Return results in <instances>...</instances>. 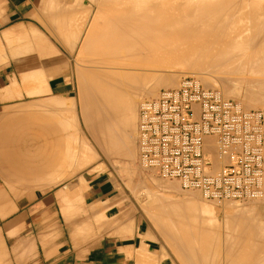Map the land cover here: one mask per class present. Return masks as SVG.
<instances>
[{
  "label": "bare ground",
  "instance_id": "1",
  "mask_svg": "<svg viewBox=\"0 0 264 264\" xmlns=\"http://www.w3.org/2000/svg\"><path fill=\"white\" fill-rule=\"evenodd\" d=\"M49 1L52 4L51 0H49ZM110 1L111 0H108V2H107V0H103L102 2L100 1L99 4H97V5L106 6V8L105 7H103V8L99 7L97 9H100V10L102 9L101 11H104V13L106 12V10H110V13H111L112 10L110 8H113L114 4L115 3L117 4L118 2H116L117 1L116 0L114 3V0H113V2H111L113 4V6H112ZM240 1L245 2L246 0H239L238 3ZM122 2H124V1L122 0ZM130 2H132V1H130ZM236 2H237V0H141L138 4L135 3L136 6L138 5L137 6L138 8H139V6H141V8H143L142 14L140 12V14H141L140 17L138 16L139 12L136 13L137 10H135V5H133L134 6V8H133V6H131L132 3H129V2L126 3L125 2L126 5L125 4H123V5L128 6L131 9V11L135 14L133 15V13H131L130 9L128 8L129 10H127V7H126L125 9L128 11V12L127 11L126 12L128 14L131 13L132 16L127 15L125 13V11H123L122 16L124 14L128 16V18L126 19L125 22L116 23L115 22L116 18H114V20H113V18H112V20L109 19L110 21L107 22V27L109 29L108 30L105 29L108 32V34L106 32L102 33V35L100 36V38L98 40L100 32H103L102 31L103 29H101L100 32L92 33V34H95V33L97 34L96 35L97 37H94L97 39V41L94 42L90 38H89L90 39L89 41H91V43L93 41V44L94 43L98 44L100 42L99 46L104 41L103 44L101 45L103 47L104 45L106 46V43L107 44H109V43L111 44L113 42L118 43L117 38H119L120 44L119 43H118V45L116 44L118 46V48H115L116 45L114 47V49L120 50V52L117 50L119 52L118 56H119V54L123 55V53H126V52L122 53V49H119L120 46H125L126 44L128 46L132 45L130 47V48H132L131 53H133V52L137 53L139 50L142 51V48H143V50L145 49L144 51L146 52V54L144 53V56L145 55L148 56V54H150V51H151L149 49L151 47L152 48L155 47L154 51L155 50L158 51V49L160 50V52L158 53V56L164 55L166 57H170V58H168L169 60L172 58L175 60V57L177 59V56H178V58L181 60L179 61V59H177L175 61L176 64L178 62L180 63L181 61H183L182 57L185 60V56H186V61H187L186 63L189 64V66L192 64L191 66L194 67L193 68L194 70H195V64H196L197 70L198 69L200 70L202 66L206 67V68L202 67L203 69L201 71H203L204 73H205L204 69L207 70V68H210L209 69L210 72H212L211 69L218 68V70L215 69L216 73L217 72L219 73L220 69H221V71L223 73L221 72V73H219V75L222 74V76H217V77L213 76V78H212V77H210V76H212L211 73L208 72V74H206V73L202 74L200 72L201 76L198 75V79L197 78L196 79L199 83L201 82L200 84L205 88L210 87L212 89H215L214 87H217L219 85V88L221 91H219V89H217V90L221 93V95L222 94L224 95V98H226V97L233 98L234 100H236L235 102L241 108L243 107V110H245V109L247 110L248 108H253V109L255 108V110H258L256 108H259L260 110H262V111H260V110L259 111L264 115V47H263V45H261V47H260L261 49L259 48V44L264 43V10H262V8H264V4H261V5H263V7H261V5H260L261 9H259L258 8L259 6H258L257 8H253V10L246 11L244 8L242 10L237 11V13L234 14L233 12L235 11V8L233 7L234 6L233 3H236ZM50 3H49V6H50ZM102 3L103 4L105 3V4L103 5ZM106 3H107V5H106ZM109 3L111 4V7L108 6V5H110ZM129 4L131 7L129 6ZM173 5L176 7H174ZM52 6H55V5H52ZM117 6H119V5L117 4ZM236 6L240 7L238 4ZM86 7H87V5H86ZM107 7H110V8H107ZM232 7L234 10L232 9ZM53 8L54 7H52V9ZM83 8H85V7H83ZM87 8L89 9V7H87ZM87 8H86V10H87ZM48 9H50V8H48ZM116 9H118V8H115L113 10V11H116L115 14L112 11V13L114 15H116V14L118 15L120 12L122 13L123 6H122V9L119 8L121 11L119 9L118 10H116ZM133 9H134V11H133ZM68 10H70V9L68 8ZM97 11L100 12L99 10H97ZM97 11H94V12H97ZM117 11L118 12L120 11V12L117 13ZM138 11H141V10H138ZM94 12H93V14H94ZM155 12H156V14L158 13L157 14L158 17L154 14ZM171 12L174 13L175 15L171 14ZM43 13H47V12L43 11ZM87 14H88V12H87ZM53 15H54V13H53ZM71 15H73V10L71 11ZM106 15H107V17H103V16L100 17V15L95 16V20L98 19V18L96 19V17H99L98 22L101 19L103 20L101 22H104L103 18H110L109 17L110 14H106ZM85 16H87V15H85ZM111 16H112V14H111ZM51 17H53L51 19H54V17H55V19H57L55 15L51 16ZM48 18H50V17H47L46 19L48 20ZM71 18H72V16H71ZM234 18H237L238 23L240 24V28H238V26H236L238 28V30H240V31L237 33V35H235V34L238 30H236V32H233V34L231 33L233 35V37L231 39L229 37L231 34L229 33V36H228V32H232V29H230L231 31L226 30L227 31L226 32L224 28L226 26H229V24L228 25H226V24L231 23L232 20L234 21V23H236ZM73 19H74V22H75V19H76V21L78 20V18H73ZM79 19L82 20L83 18L80 17ZM50 20L48 22H50ZM70 20H71V22L73 21L72 19H70ZM70 20H68V21L70 22ZM78 21L76 23H73V25L75 24V26H76ZM90 21H92V20H90ZM95 22H97V21H95ZM121 22H122V20H121ZM44 23H46V22H44ZM79 23H81V21ZM79 23H78V26H79ZM82 23H84V22H82ZM91 23L92 22H90V24ZM104 23L106 25V22H104ZM61 24L58 25L59 26L58 28L56 27L57 29H60V31L63 30V28H64L63 27L64 25L62 24V26H61ZM64 24L68 25V26L65 25V28L68 27L66 29L68 31V33L70 32L71 29L75 30V29H73L75 27L70 28V26H72V23L71 24L70 23H64ZM92 24H96V23H92ZM87 27H86V31L89 34V32L93 31V29H94V31H96V27L98 28L97 30H99L100 26L94 25V27H92V29L90 27L88 30H87ZM247 27L249 28V30L252 29V32L249 31L250 34L253 33L251 37H249V36L247 37V29H248ZM56 28H55V30L57 31ZM231 28H232V26H231ZM113 29H115L116 31H113ZM233 29H235V28H233ZM79 31H81V30H78L77 33ZM86 31L83 34L84 36H82L83 40L85 39L84 37L88 38ZM61 32H58V35L60 34V36H62L63 34ZM73 32L75 33L74 37H75V35L77 36V33L75 31H73ZM73 32H70V33L72 34ZM115 32H116V34L117 33L118 34L116 35ZM245 32H246V34H245ZM68 33H67V35L70 38V35ZM79 33H78V35H79ZM90 34H91V32H90ZM90 34H89V36H91ZM64 37H65V35L63 36V39H64ZM68 37H66V39H68ZM78 37L79 36H77L75 38L78 39ZM60 38H62V37H60ZM66 39H64V40H66ZM116 39H117V41H113ZM121 39H123L124 41ZM245 39L251 40L252 42H250V43H252V46L254 44H257V46L254 45V46H256V50L254 49V51L251 52L250 55L249 54L245 55L243 53L244 56L240 55V57H239V55L238 56L236 55L237 58L231 57V56H230L231 58L228 57L227 54H229L230 51L233 52L236 49V48H234V49L231 48V46L229 47V43H231L232 40H234V41L236 40L237 42H242ZM101 40H103V41H101ZM229 40H230V42H229ZM81 41H82V39H81ZM110 41H112V42H110ZM227 41H228V43H227L228 47L226 46ZM256 41H261V43H259V42L256 43ZM87 42H88V40H87ZM121 42H122V44H124L123 42H125L126 44L122 45ZM196 42H198V43H196ZM233 42L231 44H233ZM250 43H249L248 48H250V46H251ZM110 44H109V46H110ZM134 45H137L135 47V49L138 48L137 49L138 51L134 49V47H133ZM138 45L141 47H139ZM252 46H251V48H252ZM91 47H92V49H93V47L96 48V45L95 44L93 46L91 45ZM125 47H127V46H125ZM147 47H149V49ZM179 47L181 49H183L184 51L181 50ZM101 48H100V51H101ZM112 48H113V46H112ZM184 48H186L187 50H185ZM251 48L248 50H251ZM108 49H109V47H107V49L105 48V50H106L105 53L110 52V51H107ZM133 49H134V51H133ZM89 50H91V49H89ZM94 50H96V49H94ZM97 50H98V48H97ZM102 50H103V48H102ZM105 50H103L102 52H104ZM147 51L149 52L148 54H147ZM235 51H237V50H235ZM98 52H99V50H98ZM112 52H113V50H112ZM151 52H153V49ZM129 53H130V51H129ZM131 53H130V55H131ZM136 53H135V57H136V55L137 56L139 55L138 53L137 54ZM154 53H156V55H157V52H153L150 55L154 56L155 55ZM112 55H114V54H112ZM130 55H129L128 59H130V57H131ZM171 55H173V56L171 57ZM174 55H175V57H174ZM115 56L116 55H114L112 57L110 54V56H108V57L105 56V57H106V60H110V57H112L111 59L114 60ZM123 56L125 59L126 54ZM147 56L145 58L146 59L148 58L149 61H147L148 59L143 60L144 58H142L140 55H139V58L141 57V59L143 61H145L144 62L145 64L147 62H148L147 64H149L150 60H152V59H150V56H148V57ZM164 56H163V58H165L167 61H169ZM97 57L98 56H96V58ZM105 57H104V61H106ZM117 57H115V60ZM155 57L156 56H154V58ZM107 58H109V59H107ZM133 58H134V56H133ZM154 58H153V61H154ZM157 58H158V60H157ZM118 59L120 60V58H117L116 61H119ZM138 59L135 61H138ZM141 59H140V62L138 61L139 65L143 62ZM155 59L157 60V61H155L156 64H158V65H156V64L155 65L158 66V68L160 66L164 67V65H161L162 63L159 61V60H161V58L159 59V57H156ZM173 59L170 60V66L168 65L170 68L174 66ZM131 60H133V59L131 58ZM120 61H122V60H120ZM138 62H137V64H138ZM110 63H112V62L110 61ZM124 63H125V61H124ZM151 63L152 62H150L149 66L152 65V67H153L154 64L153 63L151 64ZM168 63L169 62H167V64ZM171 63H172V65H171ZM159 64H160V66H159ZM199 64H201V65H199ZM110 65L114 66V64H110ZM129 65H130V63H129ZM197 65H198V67H197ZM136 66H135V68H136ZM149 66H147V67H149ZM124 67H126V66H124ZM152 67L150 66V68H152ZM187 67H188V65H187ZM190 67H188V68H190ZM191 68H190V70H191ZM109 69H107V70L109 71ZM164 69H166V68H164ZM164 69L162 68V70H164ZM112 70L114 71V69H112ZM125 70L127 71L126 68H125ZM141 70L142 69L139 70L140 73H132V71L130 73H129V71H128V73L126 71H124V73H123V71L121 69L122 73H119L120 70L119 71L116 70L117 71V72H115L116 74H109V73L105 74V71H102V70H100V73H98L99 70L95 71L96 73L92 71L93 73H91V72L90 73L93 74V76H92L93 78L88 76V78H90V81H92L91 85H89L90 82H88L87 79H85L87 81L88 85L84 84L85 86H83V84H82L83 89L81 88V93L83 96L85 95L87 90H88L87 92L90 91L89 93H86L87 97L84 96L83 99H82V95H81V99L83 101V102L81 101V103H83V104H81L82 105L81 106V108H82L81 109L82 110V120L84 121L83 123L85 124V129H87L86 131H88V133L91 135L90 137H92L91 139L94 142V144L98 147L100 152L105 157H107V159H108V157L111 159L113 158L114 160H116L115 164L116 163L117 164L121 163L120 165L124 164V165L120 166V167H122V169H123V167L124 168L125 167L131 168V164H133L132 160L136 157L135 156L136 153H137V163H138V149H137L136 139H137L138 110H139V106L141 104V103H139V100L143 99L142 97H147L146 99H148L149 97H151L149 99L155 98L157 96L156 92L159 91L160 88L161 89L162 88H164V89H166V88H177L179 86V84L176 82L177 81V78L175 77L176 75L173 77L174 73H172V71L170 72V74L172 73V76H169L170 74L165 76L166 73H164V76H165L164 78H163V75H161L162 78L159 80H156V78L158 76L156 77V74L154 72L152 74L149 72L148 74L149 75L151 74L149 76L148 74H145V72H144V75L141 74ZM209 70H207V71H209ZM137 71L138 70L133 71V72H137ZM239 71H245L247 73V75H245V72L239 73ZM103 72L105 75L103 74ZM164 72H165V70H164ZM117 73H119V74H117ZM232 73H236V74L234 75ZM91 74H90V76H91ZM153 74H155V76H154L155 79L153 77ZM160 74H162V73L160 72L159 75ZM177 74H179V73L177 72ZM192 74H194V73H192ZM192 74H191V76H192ZM198 74H199V72H198ZM213 74L218 75L215 73H213ZM248 74L249 75L252 74V77L251 76L248 77ZM82 76H84V75H82ZM194 77H195V75H194ZM91 78H92V80H91ZM86 86L88 87L87 90H85ZM89 89H91V90H89ZM83 90H85V92ZM135 142H136V145H135ZM205 142H206L208 150L210 151L211 159L215 162L213 145H212L211 141H209V139H206ZM84 143H86V142H84ZM84 145H86V144H84ZM84 145L79 151V161H80L79 166L81 168H84L87 165L94 163V161L96 159H98L97 158L98 156L96 155V152L93 150V148H91V146L89 147V146H84ZM135 146H136V148H135ZM108 160H110V159H108ZM96 167L97 166H94V169ZM140 168L142 169L141 166H140ZM135 169H133L132 173L128 169V172H124V174L126 173L125 175H127V176L129 174H132L131 176L129 175L132 178L134 173H139V171H137V169L136 170ZM123 171H126V170L124 169ZM120 172H121V170H120ZM127 173H129V174H127ZM139 174H141V172ZM139 174H137V175L139 176ZM137 175L134 174L133 178H135ZM150 175H152V174H150ZM138 176L136 178H138ZM153 176H152V178H153ZM141 179L142 178L138 179L137 181H139ZM155 179L156 178H154L152 180H154L156 182L159 180V179L158 180H155ZM134 180H133V183H135V184L139 183V182H135ZM147 181L144 182L146 184L144 186L145 191H147L149 189L147 187V184H148ZM154 181L153 182L151 181V182L154 184ZM128 184H129V182H128ZM148 185H150V184H148ZM132 186H134V185H132ZM128 187H130V186H128ZM157 187L161 188V192L155 196L156 197V210H153L150 213H153L154 220L158 222L159 226L161 227V231L168 232L167 234L169 235V237H170V235L175 237L174 242L176 243V245L178 244V246H179L177 248H179L182 251L184 250V248H186V249H189V252L194 253V251L196 249H206L207 251H209V249L214 245L216 247H219V242H217L218 240L216 239V238L219 239V237H216V236H218V233L220 231H222V229L224 228L225 234H227V236H229L227 243H226L227 248L229 249V251L231 253H233V254L237 253L235 258L231 254H229V259H228L227 264H259V263L264 262V196L261 198H258V199H254V200L243 201V202L247 203L246 204L247 210H243V211H242L243 208L242 209H239V208L235 209V207L237 205L236 202H240V201H232V200L222 201L221 203L224 205L221 204V206H222L221 209L224 210L222 212L223 213L225 212V213H224V217H223V225H221V223H219V218L217 216L219 213V209L217 208L218 209L217 210L215 206H214L215 208L212 207L211 204L207 203V200H206V203H204L205 199L200 195L199 192H197L195 190H184L186 193L188 192L187 194H185V192L182 189L180 192V189H179L180 187L178 186V183L177 182L175 183V181H171V180H170V183L166 182L165 184H160ZM171 190H175L176 192L178 191V193L184 192V195H183V197H169L167 195V192H169ZM189 191H192V192H189ZM147 197H148V199H151L150 193H147ZM200 197H202V198H200ZM199 198L201 200L203 199V201L201 202V200ZM259 201H261L260 204H255L256 202L258 203ZM212 202L215 203L216 201H212ZM217 203H219V202H217ZM182 234H185L186 236H188L189 241L184 242V243H181L180 241H178V237L176 238V235L179 236ZM212 237H215V239L217 241ZM203 238H205V239H203ZM174 242H173V244H174ZM185 256H184L185 261H187L188 258H194L193 255L189 256L187 258ZM147 259H149V258H147ZM195 262H196V264H219L218 260L210 259V258L208 259L207 257H204L202 259V261L195 260Z\"/></svg>",
  "mask_w": 264,
  "mask_h": 264
},
{
  "label": "crops",
  "instance_id": "2",
  "mask_svg": "<svg viewBox=\"0 0 264 264\" xmlns=\"http://www.w3.org/2000/svg\"><path fill=\"white\" fill-rule=\"evenodd\" d=\"M48 1L0 0V117L10 107L27 100L75 97L74 61H92L82 51L88 45H83L81 38L72 39L65 34L64 39L69 40L63 37L55 40L49 31L61 23L66 30L68 25L64 23L71 24L73 18H78L79 24L86 23L85 15L95 11L99 0H51L52 4ZM53 13L57 19H51ZM63 125L61 120L47 117L5 124L0 121L3 187L11 188L13 182L21 180L26 190L43 191L64 178L56 175L57 169L69 163L72 172L81 169L79 150L71 155V147L65 151L62 142L66 128L79 135L77 124L74 120ZM80 139L75 136L74 142ZM49 173L51 178L42 181ZM87 176L79 181H85L96 200L80 195L81 189L75 182L66 187L69 195L88 204L98 221L82 234L75 231L79 228L78 221L68 218L62 221L59 214L52 212L50 207L64 205L63 199L26 197L8 202L0 190V264H177L171 250L154 240L158 237L155 231L145 228L143 223L132 230L126 224L128 213L120 208L123 204L119 203L113 182L107 176ZM99 205L103 215L97 212ZM102 218L110 222H100ZM186 250L183 251L190 254Z\"/></svg>",
  "mask_w": 264,
  "mask_h": 264
},
{
  "label": "rangeland",
  "instance_id": "3",
  "mask_svg": "<svg viewBox=\"0 0 264 264\" xmlns=\"http://www.w3.org/2000/svg\"><path fill=\"white\" fill-rule=\"evenodd\" d=\"M102 2L103 0H99V2ZM115 1L116 0H114V3H115ZM124 2H122V0L120 1V0H117L116 2H118L117 4L119 5V6H117V4L115 3L114 4V7L113 8H110L111 7V2H113V0H111L110 1V5H108V6H110V7H107V8H110L112 11L115 9V8H120V9H122V6H123V10H122V13L120 12H118L117 11V13H119L118 15L116 14V15H114L115 14V12L116 11H113V13H112V11H111V13H110V10H106V12L104 13V11H101L100 9H97V8H99V7H105L106 8V6H100V5H98V7L95 9V11H97V10H99L100 12H94V14H93V12H91V13H88L87 14V22L86 23H82V24H79V26L81 25L82 26V29H80V28H73V27H75V24L73 25V23L74 22H72V26H70V27H72L73 29H75V30H70V32H73V31H75L76 33H77V31L78 30H81V31H79L78 33H79V35H78V33H77V36H79L78 37V40H80V38L82 39V43H83V45L85 44V45H87L88 44V47H86V48H88L87 50H84V48L82 49V51H83V53L84 52H86L87 54L86 55H88V57H90V58H92V61H90V62H85V61H78V60H75L74 62H75V71H76V73H73V76H74V80H75V83H76V86H77V91H76V96L75 97H73V98H71V99H66V100H55V99H52V98H50V99H44V100H27V101H24V102H21V103H18L17 105H14V106H12V107H10V109L8 110V111H6L5 113H3V115L0 117V121L2 122V123H6V122H9V121H14V120H30V121H33V120H36V119H41V118H43V117H47L48 119H53L54 121H58V120H61V125L64 127V122L66 121V122H73L74 120H75V122H76V124H77V128H78V133H79V135H74L73 134V131L70 129H65L64 130V134H63V138H62V142H63V149L65 148V151L67 150L66 149V147H68V146H70L71 147V155L74 153V152H76V150H79L80 151V149L83 147V145L84 144H86V145H84V146H91V148H93V150L96 152V155L98 156L97 158L98 159H96L95 161H94V163H91L90 165H87L86 167H84V168H81V169H79L78 171H76V172H72V164H67V167H65V168H59V169H57V172H56V175L57 174H60V175H62V177H64L63 179H61V180H58L55 184H51V185H48V186H46L44 189H43V191H39V190H32V189H27L26 190V186H25V183L23 184L22 182H21V180H17V181H15V182H13L12 183V187L11 188H5V187H3V185H2V183L0 182V190H2L3 192H4V194H5V200L6 201H8V202H13L14 200H16V199H20V198H28V197H37V198H47V199H63L64 201L62 202V203H65L64 205H61V206H51L50 208H51V210H52V212L54 213V214H59V216H60V219L62 220V221H64L65 220V218H68V219H75L76 221H78L79 222V228H75L76 230V232L77 233H84V232H86L87 230H91L92 229V226L93 225H96L97 223L96 222H98V221H95V219H94V217L92 216V214H91V208L88 206V204H86V203H83V202H81V201H79L78 199H76V198H74L71 194L69 195V193L68 192H66V187H67V185L69 184V183H71V182H75V183H77L78 184V186H79V188L81 189V191H80V195H87V196H91L94 200H96L95 199V197L92 195V193L91 192H89V190L87 189V185H86V183H85V181L83 180V182H80L79 180H80V178L82 177H85V178H88V176H87V174H89V175H94V174H104L105 176H107L112 182H113V185H114V187H115V195H116V197L119 199V203L120 204H123V206L122 207H120V208H124V210L125 211H127V213H128V215H127V217L125 218L126 219V224L128 223V225H129V227H130V229L132 230L133 228H135L139 223H143V225H144V227L145 228H147V229H149V230H153V231H155V234L158 236L157 238H155L154 240H156L157 242H159V244H162V245H164V246H167L170 250H171V252H172V255H173V257L175 258V260H176V262H177V264H196V262H195V260H200V261H202V259L204 258V257H207L208 259L210 258V259H216V260H218L219 261V264H227V262H228V259H229V254H231L234 258L236 257V255H237V253H231L230 251H229V249L227 248V246H226V243H227V240H228V238H229V236H227V234H225V229L223 228L222 229V231H220L219 233H218V236H216V237H219V239L218 238H216L215 239V237H212V238H214L217 242H219V247H216L215 245L214 246H212L210 249H209V251H207L206 249H196L195 251H194V253H191V252H189V249L188 250H186V252H189L190 254H186L184 251H182V250H180L179 251V248H177V247H179L178 246V244L176 245V243L174 242V240H175V237L174 236H171L170 235V237H169V235L167 234L168 232H164V231H161V227L159 226V224H158V222L157 221H155L154 220V217H153V213H150L151 211H153V210H156V195L158 194V193H160L161 192V188H159V187H157V186H159L160 184H165L166 182H169L170 183V180H165V179H160L159 177H157L154 173H151V172H149V171H145L143 168L141 169L140 168V166L138 165V163H137V153H136V157L132 160L133 161V164H131V168L130 167H128V168H124L123 167V169H122V167H120V166H122V165H124V164H122V165H120L119 163L117 164H115V162H116V160H114L113 158L111 159V158H109L108 157V159H110V160H108L107 159V157H105L101 152H100V150L98 149V147L94 144V142L92 141V137H90L91 135L88 133V131H86L87 129H85V124L83 123L84 121L82 120V108H81V104H83V103H81V101H82V99L84 98V96L85 97H87V95H86V93H89V92H87L88 90H87V86L85 87V90H87L86 91V93H85V95L83 96L82 95V93H81V88L83 87V86H85V85H88L87 84V81L88 82H90L89 83V85H91V83H92V81H90V78H88V76L89 77H92L93 76V74H91V73H93V72H95V71H97V70H99L98 71V73H100V70H102V71H105V74L106 73H109V74H116L115 72H117V71H119V73H122V71H123V73H124V71H126L125 70V68L127 69V73H128V71H129V73L132 71V73H140L139 72V70L140 69H142L141 70V74H143L144 75V72H145V74H148L149 72L152 74L153 72L156 74V80H159V79H161L162 78V76L161 75H163V78L165 77V76H167V75H169L170 74V72L172 71V73H174L173 74V77L175 76L176 78H177V83L179 84V82H180V80L183 78V77H186V76H191V74L192 73H194V74H192V76L194 77V75H195V78H197L198 79V75L199 76H201L200 74L202 73V74H208V72L209 73H211L212 74V76H210V77H212L213 78V76H222V74H220L219 75V73H221L222 71H221V69H220V72L218 73H216V70L215 69H217L218 70V68H215V69H211V71L212 72H210V68H207V70H209V71H207V70H205L204 69V71H205V73L203 72V71H201L203 68H206V67H201V69L199 70H197V68H196V64H195V70L193 69L194 67L193 66H189V64H187L186 62V56H185V60H184V58L182 57V60L183 61H181L180 63L178 62L177 64H176V60L177 59H179L178 58V56H177V59H176V57H175V55H174V57H175V60L173 59V64H174V66L173 67H169L170 66V60H172V59H168V58H170V57H166V56H164L163 54V56L164 57H166L169 61H167L165 58H163V56H158V53L160 52V50L158 49V51L157 50H155L154 51V49H155V47L154 48H150L149 49V47H147L149 50H151L152 51V49H153V52H157V55H156V53H154L155 55L154 56H156V57H159V59L161 58V60H159L162 64L161 65H164V67L162 66H160V64H159V68H158V66H156V65H158V64H156V62L155 61H157L158 60V58H157V60L154 58V56H152V55H150V54H152L153 52H151L150 51V54H148L149 52L147 51V54H148V56H150V59H152V60H150V62H152L154 65H153V67H152V65H150L152 68H150V66H149V64H150V62H149V64H145L144 62L145 61H143V60H147L145 57L147 56V55H145L144 56V53L146 54V52L143 50V48H142V51L141 50H137V49H135V47L137 46V45H134L133 47H134V49L135 50H137L138 52V54L142 57V58H144L143 60L141 59V57L139 58V55L137 56L136 55V57H135V53L133 52V53H131V51H132V48H130L131 46H128L125 42H123L124 44H122V42H121V44L122 45H125V46H127V47H125V46H120L119 47V49H122V53L123 52H126V53H123V55H125L126 54V56H125V59H124V56L123 55H120L119 54V56H118V53L120 52V50H118V49H114V47H115V45L117 44L118 45V43H119V38H117L118 39V43L117 42H113V43H109L110 44V46H109V44H107L106 43V46L107 47H109V49L107 50V51H110V52H107V53H105L106 52V50H105V48L107 49V47L104 45L103 47L101 46L102 44H103V40H101V41H103L102 42V44H100V46H99V43L97 44V43H94L95 45H96V48H94L93 47V49H92V47H91V45L93 46L94 44H93V41L95 42V41H97V39L96 38H94V37H97L96 35V33L95 34H92V33H94V32H100V30L101 29H103L102 31L103 32H100V35H99V37H98V40H99V38H100V36L102 35V33H107L108 34V32L106 31V30H108L109 28L107 27V22L108 21H110V20H112V18H113V20H114V18H116L115 19V22L116 23H123V22H125L126 21V19L128 18V16L127 15H130V16H132V14L131 13H133L132 11H131V9L128 7V6H125L126 4H125V2L126 3H132L131 4V6H133V5H135V3L136 4H138L141 0H123ZM130 1H132V2H130ZM238 1L239 0H237V2L236 3H233V7L235 8V11L233 12L234 14L235 13H237V11H239V10H242V9H244L245 8V10L246 11H249V10H253V8H257L258 6V8L259 9H261L260 8V5L261 4H264V0H246L245 2H242V1H240L239 3H238ZM99 2H98V4H99ZM107 2H108V0H107ZM134 2V3H133ZM121 3V4H120ZM245 3V4H244ZM103 4V3H102ZM105 4V3H104ZM103 4V5H104ZM123 4H125V5H123ZM173 4V3H172ZM239 5L240 7H238V6H236V5ZM106 5H107V3H106ZM112 6H113V4H112ZM116 6V7H115ZM129 6H130V4H129ZM130 6V7H131ZM138 6V5H137ZM136 5H135V10H137V12L136 13H138L139 15V17L141 16V14H142V12H143V8H141V6H139V8L137 7ZM174 6V5H173ZM172 6V7H173ZM247 8H246V7ZM127 7V10H129L130 9V11H131V13L130 14H128L127 12V10L125 9ZM137 7V8H136ZM174 7H176V6H174ZM233 7H232V9H233ZM261 7H263V5H261ZM129 8V9H128ZM133 8H134V6H133ZM141 8V9H140ZM239 8V9H238ZM118 9H116V10H118ZM237 9V10H236ZM138 10H141V11H138ZM234 10V9H233ZM262 10H264V8H262ZM123 11H125V13L127 14V15H123L122 16V14H123ZM127 11V12H126ZM133 11H134V9H133ZM140 12H141V14H140ZM176 12V11H175ZM99 13V14H98ZM94 16H93V15ZM97 14V15H96ZM106 14H110V18H103L104 19V22H106V25H105V23L104 22H101V21H103L101 18V20L98 22V20H99V17H96V19L97 20H95V16H99L100 15V17H107V15ZM111 14H112V16H111ZM135 13H133V15H134ZM156 16H157V14H156V12L154 13ZM171 14H173V15H175L174 13H172L171 12ZM92 16V17H91ZM118 16V17H117ZM91 17V18H90ZM120 17V18H119ZM123 17V18H122ZM158 17V16H157ZM107 19V20H106ZM110 19V20H109ZM119 19V20H118ZM235 19V22L236 23H234V21L232 20L231 21V23H227L226 25H228L229 24V26H226L224 29H225V31L227 30V31H231L230 29H232V32H228V36H229V33L231 34H233V32H236V30H238V28H240V24L238 23V20H237V18H234ZM90 20H92V21H90ZM97 21V22H95V21ZM106 20V21H105ZM121 20H122V22H121ZM94 21V22H93ZM90 22H92V23H96V24H90ZM233 23V24H232ZM78 25V24H77ZM90 25V26H89ZM94 25H99L100 27H99V30H97L98 28L96 27V31H94V29H93V31H90L91 32V34H90V32H89V34L91 35V36H89V34H88V32L86 31V27H87V30L91 27V29H92V27H94ZM140 25V24H139ZM232 26V28H231V26ZM234 25V26H233ZM61 26H62V24H61ZM78 26V27H79ZM236 26H238V28L236 27ZM62 28V27H61ZM227 28V29H226ZM233 28H235V29H233ZM237 28V29H236ZM248 28V27H247ZM77 29V30H76ZM90 29V30H91ZM106 29V30H105ZM235 30V31H234ZM62 31V32H61ZM60 31V29H57V31L54 29V30H50L49 31V35H50V37H51V39H57L58 40V38H60V37H63L65 34L67 35V33H68V31L67 30H64V28H63V30H61ZM86 31V33H87V37L88 38H86V37H84L85 39L83 40V37L82 36H84L83 34H84V32ZM112 31V30H111ZM113 31H116L115 29H113ZM112 31V32H113ZM226 31V32H227ZM240 30H238L237 32H236V34L235 35H237V33L239 32ZM249 31L250 32H252V29L251 30H249V28L247 29V37L249 36V37H251L252 36V34H250L249 33ZM58 32H61L63 35L62 36H60V34L58 35ZM68 33L69 35H70V37L71 38H73L74 39V32L71 34V33ZM114 33V32H113ZM99 34V33H98ZM115 34H116V32H115ZM118 34V33H117ZM116 34V35H117ZM230 35L229 37L232 39V37H233V35ZM245 34H246V32H245ZM94 35V36H93ZM60 36V37H59ZM76 35H75V37H77ZM92 39L93 41H92V43H91V41H89L90 39ZM94 38V39H93ZM117 39L116 40H113V41H117ZM87 40H88V42H87ZM121 40H123V39H121ZM124 41V40H123ZM197 41V40H196ZM234 40H232V42H233ZM236 41V40H235ZM233 42V44H231V43H229V47L231 46V48H236L235 50H237V51H230V53L229 54H227L228 55V57H236L237 58V56L239 55V57H240V55H242V56H244V54L245 55H247V54H249L250 55V53L251 52H253L254 51V49L256 50V46H257V44H254V45H256V46H252V43H250V42H252L251 40H249V39H245L244 41H242V42ZM87 42V43H86ZM90 42V43H89ZM109 42V41H108ZM110 42H112V41H110ZM229 42H230V40H229ZM261 43V41H256V43ZM196 43H198V42H196ZM228 43V41L226 42V44ZM249 43H250V45L252 46V48H251V46H250V48H251V50H248V49H250V48H248V46H249ZM120 44V43H119ZM99 47H98V46ZM116 45V47L115 48H118V46ZM234 45V46H233ZM261 45H263V47H264V43L262 44H259V48L261 47ZM112 46H113V48H112ZM139 46V45H138ZM227 47H228V44L226 45ZM103 48V50H105L104 52H102L103 50H102V48ZM112 49H111V48ZM139 47H141V46H139ZM262 47V48H263ZM97 48H98V50H99V52H98V50H97ZM100 48H101V51H100ZM146 48V49H147ZM180 48V47H179ZM89 49H91V50H89ZM94 49H96V50H94ZM129 49V50H128ZM134 49H133V51H134ZM140 49V48H139ZM181 49V48H180ZM185 50H187L186 48H184ZM227 49V48H226ZM230 49V48H229ZM261 49V48H260ZM112 50H113V52H112ZM116 50V51H115ZM119 52H118V51ZM181 50H183V49H181ZM243 50V51H242ZM246 50V51H245ZM93 51V52H92ZM129 51H130V53H131V55H130V53H129ZM144 51V52H143ZM184 51V50H183ZM102 52V53H101ZM117 52V53H116ZM104 53V54H103ZM136 53V54H137ZM244 53V54H243ZM108 54V55H107ZM110 54H111V56L113 57L114 55H116L115 57H117V58H120V60H122V61H120L119 59V61H116L117 60V58H116V60H115V57H114V60L113 59H111L112 57H110V60H106V57H108V56H110ZM112 54H114V55H112ZM134 54V55H133ZM179 54V53H178ZM128 55V56H127ZM129 55L131 56L130 57V59H128L129 58ZM180 55V54H179ZM237 55V56H236ZM93 56V57H92ZM96 56H98L97 58H96ZM106 56V57H105ZM123 56V57H122ZM133 56H134V58H133ZM147 56V57H148ZM152 56V57H151ZM168 56V55H167ZM173 55H171V57H172ZM181 56V55H180ZM102 57V58H101ZM104 57H105V60L106 61H104ZM230 57V58H231ZM96 58V59H95ZM123 58V59H122ZM127 58V59H126ZM131 58L133 59V60H131ZM136 58V59H135ZM139 58V59H138ZM153 58H154V61H153ZM107 59H109V58H107ZM138 59V61L140 62V59L143 61H141L142 63L139 65V62L138 61H135V60H137ZM166 61H164V60ZM181 59H179V61H180ZM102 61V62H101ZM110 61L112 62V63H110ZM124 61H125V63H124ZM131 61V62H130ZM135 61V62H134ZM147 61H149V59L147 60ZM158 61V62H159ZM97 62V63H96ZM106 64H105V63ZM114 62V63H113ZM130 63V65H129V63ZM137 62H138V64H137ZM155 62V63H154ZM157 62V63H158ZM167 62H169L168 64H167ZM109 63V64H108ZM144 63V64H143ZM151 63V64H152ZM166 63V64H165ZM110 64H114V66L113 65H110ZM124 64V65H123ZM156 64V65H155ZM132 65V66H131ZM137 65V66H136ZM142 65V66H141ZM166 65V66H165ZM169 65V66H168ZM171 65H172V63H171ZM179 65V66H178ZM187 65H188V67H190L191 68V70H190V68H188L187 67ZM194 65V64H193ZM199 65H201V64H199ZM124 66H126V67H124ZM135 66H136V68H135ZM141 66V67H140ZM147 66H149V67H147ZM113 67V68H112ZM128 67V68H127ZM132 67V68H131ZM139 67V68H138ZM158 69H157V68ZM169 67V68H168ZM197 67H198V65H197ZM109 69V71L107 70V69ZM114 69V71L112 70V69ZM118 68V69H117ZM132 70H131V69ZM134 68V69H133ZM162 68L164 69V68H166V69H164L165 70V72H164V70H162ZM96 69V70H95ZM121 69H122V71H121ZM156 69V70H155ZM168 69V70H167ZM108 72H107V71ZM117 70V71H116ZM136 70H138L137 72H133V71H136ZM159 70V71H158ZM163 72H162V71ZM215 70V71H214ZM237 70V69H236ZM93 71V72H92ZM101 71V72H102ZM189 71V72H188ZM193 71V72H192ZM214 71V72H213ZM91 72V73H90ZM125 72V73H126ZM143 72V73H142ZM161 72L162 74H160L159 75V73ZM177 72L179 73V74H177ZM183 72V73H182ZM186 72V73H185ZM198 72H199V74H198ZM201 72V73H200ZM235 72V71H234ZM238 72V71H237ZM245 71H239V73H244ZM91 74V76H90V74ZM96 73V72H95ZM119 73H117V74H119ZM164 73H166L165 74V76H164ZM172 73L169 75V76H172ZM197 73V74H196ZM213 73H215V74H218V75H214ZM223 73V72H222ZM103 74H104V72H103ZM102 74V75H103ZM104 74V75H105ZM108 74V75H109ZM150 74V75H151ZM155 74H153V77L155 76ZM210 74V75H211ZM232 74H236V73H232ZM82 75H84V76H82ZM95 75V74H94ZM103 75V76H104ZM149 75V74H148ZM149 75V76H150ZM178 75V76H177ZM233 75V76H234ZM245 75H247V73L245 72ZM244 75V76H245ZM197 76V77H196ZM249 76H251L252 77V74L251 75H249L248 74V77ZM255 76V75H254ZM84 77V78H83ZM247 77V76H246ZM83 78V79H82ZM93 78V77H92ZM92 78H91V80H92ZM152 78V77H151ZM175 78V79H176ZM85 82H83L82 80ZM85 79H87V81L85 80ZM89 79V80H88ZM154 79H155V77H154ZM83 83H82V82ZM201 83V82H200ZM82 84H83V86H82ZM85 84V85H84ZM177 84V85H178ZM218 85V84H217ZM81 86V87H80ZM91 87V86H90ZM218 87V88H217ZM217 87H214L215 89H219V91H221L220 90V88H219V85L217 86ZM206 88H208V87H206ZM210 88V87H209ZM83 89V88H82ZM161 89V88H160ZM85 90H83L84 92H85ZM89 90H91V89H89ZM158 92V91H157ZM157 92H156V95H157ZM81 95H82V99H81ZM89 95V94H88ZM222 96L224 97V95L222 94ZM143 99H140L139 100V103H141V101H144V100H146V98L147 97H142ZM149 98H151V97H149ZM148 98V99H149ZM232 99V100H234L233 98H230V97H226V99ZM86 99V98H85ZM234 101H236V100H234ZM83 102V101H82ZM242 109H243V107H242ZM250 109H253V108H248L247 110H250ZM255 109V108H254ZM256 109H258V110H260L259 108H256ZM246 110V109H245ZM260 111H262V110H260ZM75 136L76 137H81V139L79 140V141H75L74 142V138H75ZM136 141H137V139H136ZM84 142H86V143H84ZM83 144V145H82ZM88 144V145H87ZM135 145H136V142H135ZM135 148H136V146H135ZM71 158H72V156H71ZM114 162V163H113ZM101 164V165H100ZM114 164V165H113ZM119 165V166H118ZM133 165V166H132ZM94 166H97L95 169H94ZM135 166V167H134ZM101 167V168H100ZM137 167V168H136ZM137 169V171H139V173L141 172V174H139V173H134V174H139V176H138V178H133L134 177V174H133V177L131 178L130 176L132 175V174H129L130 172L132 173V171H133V169ZM126 170V171H123V170ZM128 169L130 170V172L129 173H127V174H129L128 176L127 175H125L124 174V172H128ZM132 169V170H131ZM135 169V170H136ZM120 170H121V172H120ZM117 172V173H116ZM150 174H152V175H150ZM119 175V176H118ZM154 175V176H153ZM51 176H52V173H49V174H45L42 178H41V180L42 181H47L48 179H50L51 178ZM141 176V177H140ZM151 176V177H150ZM152 176H153V178H152ZM130 177V178H129ZM142 178L141 180H139V181H137L138 179H140V178ZM128 178V179H127ZM150 178V179H149ZM154 178H156L155 180H158L157 182L156 181H154V180H152V179H154ZM135 179V180H134ZM125 180V181H124ZM133 180L135 181V182H139V183H133ZM148 180V181H147ZM127 181V182H126ZM148 182V184H150V185H148L147 184V187L149 188L147 191H145V189H144V186L146 185L144 182ZM154 181V184L152 183V182ZM128 182H129V184H128ZM132 182V183H131ZM150 182V183H149ZM176 183V182H175ZM131 184V185H130ZM132 185H134V186H132ZM128 186H130V187H128ZM179 186V185H178ZM180 189V188H179ZM184 191V190H183ZM180 192H181V189H180ZM178 193V191L176 192L175 190H171V191H169V192H167V195L169 196V197H183V195H184V192L183 193ZM189 192H192V191H189ZM147 193H150V195H151V199H148V197H147ZM188 193V192H187ZM186 192H185V194H187ZM200 196V195H199ZM200 198H202V197H200ZM199 198V199H200ZM201 200V199H200ZM203 201V199L201 200V202ZM56 202V201H55ZM260 202L261 201H259L258 203L256 202L255 204H260ZM204 203H206V200H204ZM207 203L208 204H211L212 205V207H216V209L218 208L219 209V213H218V218H219V223H221V225H223V217H224V213L222 212V211H224V210H222L221 208H222V206H221V202H219V203H217V202H210V201H207ZM215 205H214V204ZM218 204V205H217ZM236 207H235V209H242V211L243 210H247V203L246 202H243V201H240V202H236ZM220 205V206H219ZM222 205H224V204H222ZM121 206V205H120ZM214 207V208H215ZM224 207V206H223ZM229 207V206H228ZM231 207V206H230ZM227 208V207H226ZM233 208V207H232ZM217 209V210H218ZM224 209V208H223ZM221 210V211H220ZM101 211H103V208L101 207V205H99L98 206V210H97V212L98 213H101ZM102 214V213H101ZM104 214V213H103ZM102 214V215H103ZM227 214V213H226ZM225 214V215H226ZM110 222V220H106L105 218H102V219H100V222ZM114 221V220H113ZM114 224H115V221H114ZM173 237V238H172ZM178 237V241H180L181 243H184V242H187V241H189V237L188 236H186L185 234H182V235H176V238ZM203 239H205V238H203ZM207 239V238H206ZM183 241V242H182ZM173 242H174V244H173ZM175 246V247H174ZM177 248V249H176ZM186 255V256H185ZM194 256V258H188L187 259V261H185V258H184V256L187 258V257H189V256ZM254 256V255H253ZM259 264H264V262L263 263H259Z\"/></svg>",
  "mask_w": 264,
  "mask_h": 264
},
{
  "label": "built area",
  "instance_id": "4",
  "mask_svg": "<svg viewBox=\"0 0 264 264\" xmlns=\"http://www.w3.org/2000/svg\"><path fill=\"white\" fill-rule=\"evenodd\" d=\"M137 149L145 171L195 190L207 201L264 196V115L243 110L193 76L141 102Z\"/></svg>",
  "mask_w": 264,
  "mask_h": 264
}]
</instances>
